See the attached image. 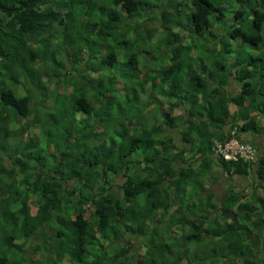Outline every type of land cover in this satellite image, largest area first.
Returning a JSON list of instances; mask_svg holds the SVG:
<instances>
[{"label":"trees","instance_id":"obj_1","mask_svg":"<svg viewBox=\"0 0 264 264\" xmlns=\"http://www.w3.org/2000/svg\"><path fill=\"white\" fill-rule=\"evenodd\" d=\"M188 1L185 13L182 0H0V264H68L85 255H91L89 261L79 264H182L200 246L212 247L213 256L191 264H264V203L256 210L255 202L239 193L223 198L228 190L214 191L213 170L205 163L213 161L211 140L222 136L215 138L214 130L221 131L233 116L230 105L248 119L244 130L264 134V0ZM152 6L162 10H157L161 19L135 17ZM229 16L239 22L223 28L220 21ZM131 21L160 25L174 46L164 52L167 40L147 29L136 35L138 47L129 46L122 28ZM73 33H86L90 44L75 45ZM180 33L189 34L190 43L179 40ZM209 38L217 39L214 49L203 43ZM245 46L250 52L243 56ZM195 50L206 59L196 63ZM152 51L156 70L143 72L140 57L146 61ZM71 54L84 58L74 67ZM215 55L221 63L207 64ZM87 62L97 78L123 79L125 99L117 100L114 87L101 93L103 80L93 95L91 81L71 83L70 75H84ZM232 80L241 90L225 95ZM140 97L158 104L160 123L99 132L106 127L104 112L108 117L118 108L120 119ZM98 98L103 103L108 98L102 113ZM169 130L176 136L166 134ZM218 164L229 175L252 170L243 161ZM255 171L264 181V155ZM261 190L263 185H256L264 198ZM140 197L148 207L172 208L174 226L157 219L167 234L152 228V252L135 257L129 255L133 240L125 238L132 227L125 225L123 234L119 229L135 212L120 200L134 207ZM70 206L76 209L73 217L66 211ZM240 224L242 231L236 230ZM109 248L117 250L111 262L96 257ZM155 251L159 259L150 261Z\"/></svg>","mask_w":264,"mask_h":264},{"label":"rangeland","instance_id":"obj_2","mask_svg":"<svg viewBox=\"0 0 264 264\" xmlns=\"http://www.w3.org/2000/svg\"><path fill=\"white\" fill-rule=\"evenodd\" d=\"M169 1L173 2L174 0H169ZM182 1L184 2L183 11L185 13H188L189 12L188 11L189 10V1L188 0H186L187 2H185L184 0H182ZM157 10L162 11L161 9H155L152 6V8L149 9L147 13H144L143 11H141L140 16H139L138 12H135L134 14H135V17H137L140 20H141V17H148V15H149V17H152L154 19H155V17H160V19H161L162 16L158 14ZM171 12H173V17H171V18H175L174 14L177 13L176 10L173 9V11L171 10ZM184 19H186V22H188V18L185 17ZM127 20H129V19H127ZM238 22H239V20L237 18H235V16H234V18H231V16H229L228 18L223 19V20L220 21L221 26L223 28H225L226 26H228L227 28H229L230 26L238 24ZM150 23H151V21H149L148 24H145V25H147V27L145 28V25H144V23H142V21H138V22L131 21L130 25H128L129 26L128 29H126V27L122 28L123 29L122 35L124 34L123 36H127L128 37L129 46H130L131 42L135 43L136 47L139 46L137 38H135V37L141 30L144 33H146L144 31L145 29L148 30V33H150V31H151L153 34H156V36L159 39L162 38L163 41H166L168 39V35H165L168 31L165 33L164 28L160 27V25L155 26V27L152 28ZM158 27H159V29H157ZM184 32H185V30H184ZM162 35L164 37H162ZM177 35H179V40H180V37H181V39L184 42L190 43L189 34L180 33V34H177ZM81 36L82 37H80L79 35L76 36V33H73V35L71 36V39H73L72 42L74 41V44L78 45L79 47L80 46H88L90 44L89 43L90 39L87 38L88 37L87 34L83 33ZM142 36H143V34H141L140 37H138L139 38L138 39L139 42H141V40L144 39V37H142ZM157 37H154L155 41L157 40ZM167 41H166V45L164 47L165 48L164 52H166V50L168 51L169 48H172V46H174V44H172L171 41H168V42ZM216 42H217V39H215L214 42H212L210 38L205 40V41H203L205 47L207 46V47L212 48V49H214V43H216ZM102 43L106 44V41H102ZM228 43L230 45H234L236 43V41H235V39H229ZM112 44L114 45V47L121 48V46L118 45V44H116V45L114 43H112ZM108 50H109V47L107 45H105V53ZM233 51H234L233 54L235 56H237L238 51H236V50H233ZM152 52L153 53H151L150 55H149L150 52L145 55V57H146L145 60L146 61H144V56L140 57L141 61L143 62V63L139 64L140 67H141L140 68L141 71L144 72L146 67H148V68L151 67L150 69L153 70V71L156 70V69H154L152 67L151 59H154L157 56V53H156L157 51H155V52L152 51ZM249 52H250L249 51V47L245 46V48L243 50V56H246ZM193 53L195 54V56L197 55V59H195L196 63H198V61L206 59L203 56V52L201 53L200 56H199V51L198 50H195V52H193ZM83 58L84 57H80L78 59L76 57V55L71 54L70 57H69V61L71 60L70 61L71 64L75 67V64L78 62V60H82ZM88 60H89V55L87 54L86 55V61H88ZM215 60L219 64L222 61L218 55H215L214 59H212V60L208 59V61H206V62H207V64H211V63H214ZM166 65L167 64H165V66ZM84 72H85L84 75H80V76H75L71 72L70 74H72V75H70V81L73 84H77L78 87H80L81 85H83L85 83H88V81H91L95 85V89H94V91H89V94L93 95L97 91V87H99V83L101 82V80H103V84H102L101 89H100L101 93L108 92L109 88H113L114 87L116 89V91H117V94L115 95V97H117V100L119 102H121V100H124L125 96L128 94L127 89L124 87L125 84H124L123 79L118 80V81H116L114 83H111L107 79L104 81L105 78H103V77H102V79L101 78H97L96 77V73H94V71L91 70L90 65L88 64V62L84 63ZM73 73H75V72L73 71ZM210 73H211V70L209 71V74ZM184 74H185V72L183 71L181 73L180 77L185 76ZM137 75H139V74H137ZM236 83L234 82L232 84L234 89H230L228 91V93H230V94H228V95H234L235 93L237 94V93L240 92L239 85H238V83L237 84ZM144 87H148V86L144 85ZM65 88L67 89L68 86L65 85ZM132 88H134V87H132ZM134 89L136 90V88H134ZM187 91L188 90L186 88H184L183 94L186 95V96H189L191 93H188ZM104 95H107V94H104ZM156 96H157V99H159L160 101L163 102V100H164L163 95H160V94L157 93ZM108 98H111V97H108ZM108 98H106L104 100L105 101L104 103L101 102V100H99V98H98V100H97V108L100 109L98 111V113H102L104 109H107L104 105H106V102L108 101ZM140 98L141 99H140L139 105L135 106L133 108L132 113L124 115V116H121L120 119L119 118H115V115H116V112L118 111V108L115 109L116 110L115 112H114V110L111 111L110 114H108V117L105 114L106 112H104L102 119L106 122V127H104L101 130H99V132L100 133L101 132H107L108 133V132L112 131L113 133H115V129L114 128L120 126L121 124H126V127H128L129 124L132 123V124H134L135 127L143 129L141 126H143V127H152L154 123H156V122L160 123L159 120L161 121V115L163 114V111L160 110L158 104L157 105H153V104L150 103L149 99H147L145 97H140ZM107 107H109V106H107ZM166 107H168V105ZM161 108H162V106H161ZM234 108H235L234 105H230V109L231 110L234 109ZM109 109H112V108L109 107ZM164 109H165V107H164ZM179 109H181L183 111L184 107L179 106ZM112 112H114V113L112 114ZM42 113L44 114V117L48 116V111L47 110L46 111H42ZM127 113H129V112H127ZM93 117L94 116L92 115V116H90L89 119H92ZM158 118H159V120H158ZM107 124H109V125H107ZM195 124H198L197 120H195ZM128 128H126V129L129 130ZM128 132L130 134H135V133L137 134L138 133V129L133 128L132 130H129ZM166 134H168V135L171 134L173 136V135H175V132L172 131V130H169V131L166 132ZM219 134H220V130L219 131H217V130L215 131L214 130L215 138L218 137ZM205 163L210 164L211 170H216L217 162H214V163L213 162H205ZM205 163L202 162L200 167H202L204 172H209L207 167L204 166ZM133 170H135V169H133ZM130 176L131 177L133 176L131 174V172H130ZM117 182L118 181L116 180V183ZM214 185L216 187L214 189V191H216L217 188L218 189H221V187L225 188L220 180L218 182L217 181L214 182ZM251 188H252L251 194H253L255 192L256 195H258L257 198L258 197L259 198L258 199L257 198H250L249 201L250 202H255V209L256 210H262V208L261 207H257V205H260L261 203H264L263 195L259 194L256 191V187H251ZM217 191L219 192V190H217ZM120 201L123 202L122 205L125 206V209H128L130 206H132L130 208L134 209V212H135V214L131 213L129 215L128 219L119 228L121 233L123 234L124 230H126L125 229V225H129L130 227H132L131 228L132 229L131 232L125 234V238L126 239L128 238V239H132L133 240L132 248L129 251V255L132 256V254H133L135 257H139V254L140 253L143 254V252H145V251H147V253L152 252L151 251V246L154 245L153 244L154 240H151V237H152L151 230H152V228L158 227V228L164 229L163 230V236L167 234V231H165L166 227H164V225H162V224L166 223V224L170 225L171 227L174 226V222L173 223L171 222L172 219H173V210H171L172 208L169 209L170 210L169 212H167L164 205H159L158 204L156 207H150V206L148 207L146 205V203H145V197L144 198L140 197L138 203L136 205H134V207H133V204H131L130 202H127V201H125L123 199H121ZM70 207H71V209L69 207H67L66 211H68L71 215H72V213L75 214L76 213V209L73 206H70ZM231 210H233L234 212H237L235 210V206H233ZM73 216L74 215H72L71 217H73ZM64 217H65V219L68 218L67 216H64ZM232 217H234V216L233 215L229 216V220H230L231 223H233V218ZM157 219H161L163 223H161L159 225H156V223H157L156 220ZM142 222H143V225H142L141 229L138 230V227H139L140 223H142ZM241 226H243V225L240 224L239 227L236 228V230L242 231L244 226L243 227H241ZM38 241H40V240H38ZM37 242H35V243H37ZM97 242L98 241H96V243ZM199 248L201 249L200 252L195 253L194 255L184 256L183 259H182V261H183L182 264H191L192 262H194V261H196L198 259L205 260V259H207L206 258L207 256L208 257H212L213 256V253L211 251L212 247L200 246ZM116 251H117L116 249L112 250V249L109 248L108 253H105L104 255H103V253L102 254L101 253L100 254H96V257L99 258V259H102L104 261L111 262L112 259L116 257V255H115ZM159 256L160 255L158 254V252L155 251V254L151 255L149 257V260L153 261L156 258L159 259ZM90 257H91V255H85L83 258L78 259L77 261L85 260V259H86L85 261H89L87 259H90ZM77 261L73 260L72 262H69L68 264H79V262H77ZM205 261L208 262V260H205ZM66 262H68V261H66Z\"/></svg>","mask_w":264,"mask_h":264},{"label":"clouds","instance_id":"obj_3","mask_svg":"<svg viewBox=\"0 0 264 264\" xmlns=\"http://www.w3.org/2000/svg\"><path fill=\"white\" fill-rule=\"evenodd\" d=\"M234 82L236 83L237 81L234 80ZM238 85H239V89L241 90L239 83H238ZM225 95H228V89L225 91ZM234 95H236V93ZM234 95H228V96H234ZM181 107L185 108L186 105L181 106ZM231 112H232L233 116L228 120L226 125L220 131L221 132L220 134H222L221 139L216 138V139L211 140V146H212L211 155L213 158L212 162L213 163L217 162V168H216V170H213L212 176L210 177V179H213L212 181H214V182H216V181L218 182L220 180V177H222V178H224V177L225 178L226 177L233 178V177L243 176L245 179L248 180L246 175H248V177L250 175H252L254 180H252L251 187H256V185H263L260 182H264V181L259 179L256 176L255 169H257L259 167L260 161H261L262 156L264 155V152L261 154L260 151L256 148V146L252 142L247 140L246 138L250 137V136L254 137V135H257V134H261L264 137V134L258 133L255 130H248V131L244 130L243 126H245L246 123H248L247 122L248 119H246L244 117L240 118V116L237 113L236 108L232 109ZM175 136H176V133H175L174 137ZM233 141L239 143L240 146H245V147L249 148L248 157L241 155L240 153H238L236 156L229 153L230 157L228 158L225 153L221 154L218 152V146L219 145L225 146V145H227ZM180 145L183 146V144H181V143H180ZM218 161L219 162H221V161H224V162L243 161L244 163L251 165L252 170L246 174L244 173V174L229 175V174L224 172V170L222 169L221 166L219 167ZM229 192H230V190L228 191L226 197L230 195ZM233 193H235L234 190H233ZM251 196H252V194L247 195V200H249L251 198ZM226 197L224 196L223 198H226Z\"/></svg>","mask_w":264,"mask_h":264},{"label":"crops","instance_id":"obj_4","mask_svg":"<svg viewBox=\"0 0 264 264\" xmlns=\"http://www.w3.org/2000/svg\"><path fill=\"white\" fill-rule=\"evenodd\" d=\"M230 86L228 87V91L230 89H234L233 88V83H234V80L230 81ZM230 94V93H228ZM247 140H249L250 142H252L256 148L260 151V153L262 154L264 152V137L263 135L261 134H257V135H254V137L250 136V137H247L246 138ZM248 180L245 179L243 176H239V177H233V178H230V177H220V180L223 184V186L225 187V189H227L228 191L230 190V194L233 193V190L236 192V193H239L241 195H243V197H247V195L251 194L252 192V188H251V185H252V180H254L253 176L250 175L248 177V175H246ZM122 177H119L117 180H118V183H120V181H122L121 179ZM263 184V187H264V182H260ZM264 192V190H261ZM228 193V192H227ZM226 193V195H227ZM225 195V197H226Z\"/></svg>","mask_w":264,"mask_h":264},{"label":"built area","instance_id":"obj_5","mask_svg":"<svg viewBox=\"0 0 264 264\" xmlns=\"http://www.w3.org/2000/svg\"><path fill=\"white\" fill-rule=\"evenodd\" d=\"M218 152L221 154H226V156L229 158L230 155L229 153H231L232 155L236 156L238 153H240L241 155L247 156L248 157V153H249V148L245 147V146H240L239 143L233 141L225 146H218Z\"/></svg>","mask_w":264,"mask_h":264}]
</instances>
